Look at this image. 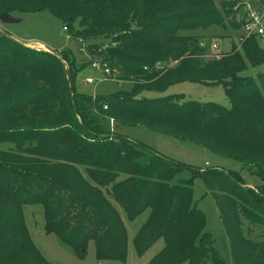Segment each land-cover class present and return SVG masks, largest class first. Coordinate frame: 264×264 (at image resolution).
I'll return each instance as SVG.
<instances>
[{
    "label": "trees",
    "instance_id": "trees-1",
    "mask_svg": "<svg viewBox=\"0 0 264 264\" xmlns=\"http://www.w3.org/2000/svg\"><path fill=\"white\" fill-rule=\"evenodd\" d=\"M241 1L0 0V15L49 12L78 38L116 34L117 46L101 54V63L119 68L121 80L133 81L130 91L108 97L76 92L63 64L70 61L68 55L37 52L0 35V264H52L26 225L23 207L29 205H40L46 232L77 253L93 241L98 261L126 263L127 227L107 195L129 222L149 211L133 240L139 257L164 240L149 264H226L205 231L204 213L194 206L192 185L172 183L188 168L141 142L113 138L100 126L104 118L98 112L122 126L193 141L239 161L264 182V73L256 79L242 75L249 66L264 64L260 40L242 35L240 50L203 61L200 55L211 40L221 37L209 38L203 48L199 37L180 34L244 28L246 21L236 20L245 9ZM158 62L163 69H154ZM181 82L222 85L230 105L181 95L142 96ZM193 172L216 200L233 264H264V241L246 238L243 227L247 221L248 231H264V186L248 189L232 170ZM121 175L125 178L118 180ZM232 205H239L241 213Z\"/></svg>",
    "mask_w": 264,
    "mask_h": 264
},
{
    "label": "rangeland",
    "instance_id": "rangeland-1",
    "mask_svg": "<svg viewBox=\"0 0 264 264\" xmlns=\"http://www.w3.org/2000/svg\"><path fill=\"white\" fill-rule=\"evenodd\" d=\"M260 0H248L251 5H246L245 9L236 16V20L246 23L250 19L244 18L248 14H264V3ZM245 4V0L241 1ZM215 8L221 11V4L217 1ZM224 14V13H223ZM225 16V15H224ZM24 20L20 23L6 24L0 22V35L5 33L15 41L26 45V47L34 51L48 52L39 48L34 43H40L45 47L51 49V52L56 56L68 55L70 61H64L63 64L67 69V73L73 76L75 81L76 92L86 94L88 96L99 97L116 94L119 91L128 92L132 89L133 81H125L119 78V68L110 67V75L104 79L103 73L100 70L92 68L94 61L98 57H102L103 52L117 46L116 34L108 35L97 40L85 39L84 37H76L75 33L65 31L64 22L61 19L54 17L49 12H35L26 13L21 15ZM134 17V16H133ZM132 21V20H131ZM135 22V17H134ZM75 31L81 29L78 21L73 23ZM230 27V26H229ZM181 35H194L199 37V43H207L211 37H221L220 39L211 40V44L218 47V51L229 52L232 49L240 50L242 35L245 36L243 28L238 30L228 28L227 30L221 28H211L206 31H186L180 32ZM73 35V36H72ZM223 35V36H222ZM231 37L227 38V36ZM225 36V37H224ZM248 36V37H247ZM246 35L247 38L251 37ZM257 37V36H256ZM260 40V38L258 37ZM211 45V47H212ZM260 46L264 49V40H260ZM44 47V48H45ZM217 53L213 47L206 48L205 52L200 55L203 61H212ZM220 60V59H219ZM175 65V63H174ZM164 64L158 62L155 64L154 69H163ZM70 70V71H69ZM147 71L148 68H145ZM264 73V64L252 67L243 72L242 75L257 78L259 74ZM70 77V82L72 76ZM92 78L95 80L93 84H87L86 80ZM181 95L186 100H196L202 103L216 102L226 107H229V100L225 94V89L222 85H203L194 82H181L170 86L162 92L158 91H145L142 96L146 98H160ZM110 110V109H109ZM108 110V111H109ZM107 112V111H104ZM100 117H103L99 122L105 133L115 137H125L133 144H145L163 157L174 161L177 164L184 165L188 169L183 170L178 174L172 183L179 180L189 182L193 187V203L194 206L202 211L206 217L205 231L212 235L215 242V247L218 249L220 256L225 260L226 264H233L229 238L225 232V227L222 221L219 207L213 194L207 189L203 177L195 175L193 170L201 172L206 170L226 169L238 172L246 183L248 189H256L258 185H263L264 182L260 181L254 174H250L247 167L239 161L224 158L210 149L199 145L193 141H185L179 138L168 136L156 131L149 130L143 126H122L119 121L109 118L107 114L98 112ZM151 155H147L143 161H148ZM147 163V162H146ZM86 175V174H85ZM125 178L121 175L118 180ZM105 191V189H103ZM107 198L112 203L114 208L121 215L128 231V258L124 264H149V262L158 254L164 247V240L159 239L153 246H151L141 257L138 256L133 246V240L137 235L143 223L147 220L149 211H146L133 222L127 220L126 214L121 206L107 195ZM233 206V205H232ZM236 210L241 209L239 205L233 206ZM25 222L32 237L33 242L44 255V257L52 264H123L117 261H98L96 257V247L93 241L89 242L84 255L77 253L70 246L64 244L55 234H48L45 230V218L43 209L40 205H29L23 207ZM244 234L246 238L249 236L255 241H264V231L259 227H252L248 231V222L244 221ZM206 264H212L211 261Z\"/></svg>",
    "mask_w": 264,
    "mask_h": 264
},
{
    "label": "built area",
    "instance_id": "built-area-1",
    "mask_svg": "<svg viewBox=\"0 0 264 264\" xmlns=\"http://www.w3.org/2000/svg\"><path fill=\"white\" fill-rule=\"evenodd\" d=\"M226 1L235 2L237 0H226ZM247 1L248 0H245V8H246V5L251 6ZM235 9H237V7ZM247 19H250V20L248 23H246V25L243 28L245 36L248 34H249V36L255 35V36L259 37L260 40L263 41L264 40V14L260 15L258 13L257 14L254 13L253 15L252 14L250 15L247 13ZM64 30L66 31L67 29L65 28ZM201 46L203 48H205L207 45H206V43H201ZM213 47L215 48V51H217V53H215V55L213 57H215V59H220L221 58V51H218V47L214 46V44L210 48L213 49ZM92 68L96 69V70H100L103 73V77L100 78V80L104 79L110 75V68L106 64H102L101 61H97V60L94 61ZM94 82H95V80L92 78H88L86 80L87 84H93ZM105 109H107L106 106H105Z\"/></svg>",
    "mask_w": 264,
    "mask_h": 264
},
{
    "label": "water",
    "instance_id": "water-1",
    "mask_svg": "<svg viewBox=\"0 0 264 264\" xmlns=\"http://www.w3.org/2000/svg\"><path fill=\"white\" fill-rule=\"evenodd\" d=\"M24 19L22 17H16V16H13L9 13H2L0 15V22H3V23H6V24H14V23H20L22 22ZM67 21H69V19H67ZM132 22H134V17H132ZM24 45V44H23ZM26 46V45H25ZM48 52H51L50 50ZM102 60V57H98L97 58V61H101ZM69 81H70V77H69ZM71 83V82H70ZM85 253V249H83L81 251V254L84 255Z\"/></svg>",
    "mask_w": 264,
    "mask_h": 264
},
{
    "label": "crops",
    "instance_id": "crops-1",
    "mask_svg": "<svg viewBox=\"0 0 264 264\" xmlns=\"http://www.w3.org/2000/svg\"><path fill=\"white\" fill-rule=\"evenodd\" d=\"M29 43H34V44H36L37 46H39V48H42V49H44V50H50L51 51V49H49V48H47V47H45L44 45H42V44H40V43H35V42H29ZM45 47V48H44Z\"/></svg>",
    "mask_w": 264,
    "mask_h": 264
}]
</instances>
